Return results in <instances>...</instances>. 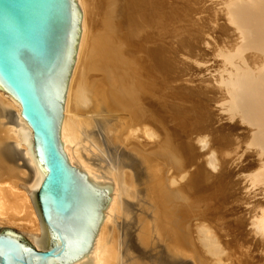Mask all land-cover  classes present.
Wrapping results in <instances>:
<instances>
[{
  "label": "bare ground",
  "instance_id": "6f19581e",
  "mask_svg": "<svg viewBox=\"0 0 264 264\" xmlns=\"http://www.w3.org/2000/svg\"><path fill=\"white\" fill-rule=\"evenodd\" d=\"M77 3L62 140L114 198L94 264L264 259V0ZM26 131L0 88V225L35 243L40 173Z\"/></svg>",
  "mask_w": 264,
  "mask_h": 264
},
{
  "label": "water",
  "instance_id": "95a60500",
  "mask_svg": "<svg viewBox=\"0 0 264 264\" xmlns=\"http://www.w3.org/2000/svg\"><path fill=\"white\" fill-rule=\"evenodd\" d=\"M81 24L77 0H0V88L16 100L27 125L40 173L34 204L41 225L35 243L1 231L0 264H94L89 252L114 202L112 184L93 183L69 160L62 140Z\"/></svg>",
  "mask_w": 264,
  "mask_h": 264
},
{
  "label": "rangeland",
  "instance_id": "374dc122",
  "mask_svg": "<svg viewBox=\"0 0 264 264\" xmlns=\"http://www.w3.org/2000/svg\"><path fill=\"white\" fill-rule=\"evenodd\" d=\"M212 1H216L217 3H219L220 5H222L223 2H224L225 0H212ZM214 57H215V56H214ZM213 60H214V59H213ZM140 188H142V185H140V187L138 186V189H140ZM141 196H142V195H141ZM130 204L132 205L133 211H135V212H134V215H135V214L139 211L138 209L140 208V206H139V202H138V201H135V202H134V201H133V202L130 201ZM132 221H133V224H132L133 226H132V228H131V230H130V236H131V240H133V243H134L135 247H137V246H136V245H137V244H136L137 241H136V237H135V235H136L135 220L133 219ZM119 223L122 224V221L120 220ZM5 228H9V227L1 226V225H0V232L3 231ZM24 237H25L28 241L31 242V240H29V238H28L26 235H24ZM31 243H32V242H31ZM242 247L245 248L246 246L244 245V246H242ZM242 247H239V248H242ZM244 248H243V249H244ZM246 248H247V247H246ZM246 248H245L244 250H246ZM248 248H249V247H248ZM252 249H253V248H251L249 251L252 252ZM240 250H242V249H240ZM244 250H243V251H244ZM236 251L239 252V249L237 248ZM249 251L246 250V252H247V256L250 254V253L248 254ZM240 252H241V251H240ZM240 252H239V253H240ZM246 252L244 251V253H243V252H242V253L245 254ZM254 252H255V253H254ZM254 252H253L254 254H256V252H257V254H258V256H259V257L257 256L258 259L260 258L261 255H262V256H261L260 260L263 259V258H262V257H263V253L261 254V252L259 251V249H258V251H257V250H256V251L254 250ZM258 252H260V253H258ZM242 253H240V254H242ZM137 254H138V253L135 252V250L133 249V256H135V255H137ZM254 254L252 255V253H251L250 255L254 256ZM257 254H256V255H257ZM260 254H261V255H260ZM250 255H249L248 257H251V258H252V256H250ZM256 255L252 258V259H253L252 261H253V263L256 262V263H254V264H259V263H257V262H258V261H257L258 259H257ZM254 258H255V259H254ZM254 260H255V261H254ZM260 260H259V262H260ZM145 261H148V260L145 259ZM181 262H182V261H181ZM188 262H190L191 264H193L192 261H188ZM250 262H251V259H250ZM262 262L264 263V259H263L260 263L262 264ZM251 263H252V262H251ZM253 263H252V264H253Z\"/></svg>",
  "mask_w": 264,
  "mask_h": 264
}]
</instances>
